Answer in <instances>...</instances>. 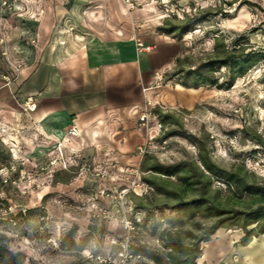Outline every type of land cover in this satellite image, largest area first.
<instances>
[{"label": "rangeland", "instance_id": "rangeland-1", "mask_svg": "<svg viewBox=\"0 0 264 264\" xmlns=\"http://www.w3.org/2000/svg\"><path fill=\"white\" fill-rule=\"evenodd\" d=\"M121 3L130 21L144 9L138 19L163 17L184 39L182 58L154 85L173 92L158 88L151 100L146 127L156 136L125 165L66 138L43 146L26 136L13 147L0 136V264H176L192 243L201 256L207 241L198 239L217 205L238 212L227 232L244 233L246 220L255 232L264 227V204L250 193L241 197L215 174L193 177L188 191L182 179L200 173L205 156L215 167H241L264 187V0H137L132 10ZM106 16L100 0H0V80L32 70L51 43L65 53L105 27ZM229 52L249 55L204 66ZM177 84L185 103H174ZM199 198L211 204L178 206Z\"/></svg>", "mask_w": 264, "mask_h": 264}, {"label": "crops", "instance_id": "crops-1", "mask_svg": "<svg viewBox=\"0 0 264 264\" xmlns=\"http://www.w3.org/2000/svg\"><path fill=\"white\" fill-rule=\"evenodd\" d=\"M100 6L107 14L105 27L63 54L51 43L32 70L10 83L0 80V136L6 144L15 147L17 141L24 144L26 136L34 135L43 146L50 138H66L86 151L114 153L125 165L136 162L131 153L146 138L156 136L155 126L146 127L140 115L147 107L152 113L155 105L147 100L154 101L158 88L173 93L170 85H154L182 58L184 39L160 30L163 17L145 13L138 19L144 9L134 11L130 21L121 0H100ZM136 22L141 24L137 32ZM135 33L153 49L138 51ZM178 85L174 103H185L184 88ZM32 103L36 107L30 110L27 105ZM73 126L79 135L68 133ZM243 236L219 229L203 246L196 264H264V234L246 242L241 241Z\"/></svg>", "mask_w": 264, "mask_h": 264}, {"label": "trees", "instance_id": "trees-1", "mask_svg": "<svg viewBox=\"0 0 264 264\" xmlns=\"http://www.w3.org/2000/svg\"><path fill=\"white\" fill-rule=\"evenodd\" d=\"M264 10V9H262ZM177 28L176 27H161L160 30L163 32L167 33H173ZM187 29H183L180 31V33L185 32ZM249 55V54H248ZM248 55L240 52V53H235V52H229L227 53L224 57H215L207 60L204 66L208 67H215L216 65L220 66H233V64H238L240 63L238 59L242 56L247 57ZM264 56H261L259 59H262ZM235 59H237L235 61ZM242 62V61H241ZM212 84H216V82H211ZM201 164L202 167H200V173L196 174H189L188 171H185L183 179V183L185 184L186 188L184 189L185 191L187 190H193L194 186L196 184V181L192 180L193 177L195 176H206V178L210 181L211 180V174H215L219 178L225 180L230 187L236 186L240 191L241 194L240 196H243V193H250L254 197H256L255 202H260L264 204V187H260L253 182H249L247 177L249 176L248 172L243 170L241 167H238L237 170L235 168H232L231 170H227L221 167H215L205 156L201 157ZM171 167H165L163 165H157L153 167L155 172L158 173H163L166 175H171L168 170ZM194 169V168H193ZM166 170V173H165ZM207 173H206V172ZM205 192H203L204 196ZM206 204H211L210 200L206 198H199V199H192L191 201H187L186 203H181L179 204V208L181 206L187 205L189 208H194L195 206L199 205H206ZM217 210H218V217L217 219L212 222L210 225L204 228V233L203 235L198 239L199 242H206L209 241L210 238L216 234V232L219 229L222 228H229L227 221L229 219H235L236 216L238 215V212L233 214V211H226V209H223L222 206L217 205ZM260 212V211H259ZM250 214V213H249ZM260 214V213H259ZM255 223V221H248L246 220L241 227L244 232V236L242 237L241 241L246 242L250 237L254 235H259L264 233V227H260L256 232L254 231L253 228H249L251 224ZM183 256L180 257V259L177 260L176 264H196V260L200 257V252L198 250V244L197 243H192L191 245H188L184 248L183 251ZM161 264V260L158 261Z\"/></svg>", "mask_w": 264, "mask_h": 264}, {"label": "built area", "instance_id": "built-area-1", "mask_svg": "<svg viewBox=\"0 0 264 264\" xmlns=\"http://www.w3.org/2000/svg\"><path fill=\"white\" fill-rule=\"evenodd\" d=\"M122 1L129 8V10L136 8L137 0H122ZM140 28H141V24L139 22H136L134 24V30L137 32L140 30ZM135 43H136V48L138 51H151L153 49V46L145 44L144 41L142 40V38L140 36H138V34L135 35ZM162 77L163 76L160 75L159 79H161ZM6 78L9 79V77H6ZM147 103H148V105H152L151 99H148ZM35 107H36L35 103L27 105V108L30 110L35 109ZM150 115H151V111L148 109V107L145 108V110L140 115L141 122H143L145 125H146V123L148 124ZM68 133L71 135H78L79 130L76 126H73L69 129ZM126 263H127V260H124V261H122L121 264H126Z\"/></svg>", "mask_w": 264, "mask_h": 264}]
</instances>
